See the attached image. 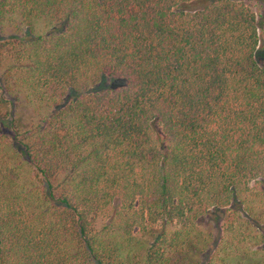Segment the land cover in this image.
Here are the masks:
<instances>
[{
    "label": "trees",
    "instance_id": "trees-1",
    "mask_svg": "<svg viewBox=\"0 0 264 264\" xmlns=\"http://www.w3.org/2000/svg\"><path fill=\"white\" fill-rule=\"evenodd\" d=\"M261 41L239 0H0V90L40 116L0 123V264H173L213 209L206 264H264Z\"/></svg>",
    "mask_w": 264,
    "mask_h": 264
},
{
    "label": "rangeland",
    "instance_id": "rangeland-1",
    "mask_svg": "<svg viewBox=\"0 0 264 264\" xmlns=\"http://www.w3.org/2000/svg\"><path fill=\"white\" fill-rule=\"evenodd\" d=\"M239 1H243L247 4L258 16L263 13L264 0ZM256 61L259 66L264 67V47H262V41L256 53ZM1 68L2 67H0V69ZM116 84V80L104 78L96 89L101 91ZM39 119L40 116L32 107L24 103H15L10 96L0 90V123L8 125V123L13 120L17 131L21 134L27 131L32 124L37 123ZM14 148L19 149L17 147ZM12 151L15 157L11 155V153H9L10 155L8 157L11 161L18 163L21 173L24 175L25 180H27L33 174L32 168L23 161L24 159L18 157V153H15L18 152V150H11V152ZM228 214L229 211L226 209H213L205 217L200 219L198 221V226L204 234L203 239H205V242L199 246H190L180 252H176V255L172 258L173 264H206L213 247L221 235L222 227Z\"/></svg>",
    "mask_w": 264,
    "mask_h": 264
}]
</instances>
